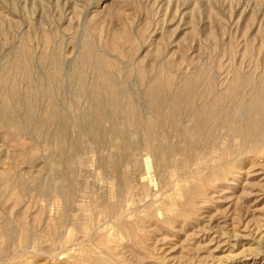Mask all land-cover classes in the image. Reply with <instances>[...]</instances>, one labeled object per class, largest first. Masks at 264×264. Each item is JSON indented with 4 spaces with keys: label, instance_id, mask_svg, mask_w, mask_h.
I'll return each instance as SVG.
<instances>
[{
    "label": "rangeland",
    "instance_id": "1",
    "mask_svg": "<svg viewBox=\"0 0 264 264\" xmlns=\"http://www.w3.org/2000/svg\"><path fill=\"white\" fill-rule=\"evenodd\" d=\"M0 264H264V0H0Z\"/></svg>",
    "mask_w": 264,
    "mask_h": 264
},
{
    "label": "bare ground",
    "instance_id": "2",
    "mask_svg": "<svg viewBox=\"0 0 264 264\" xmlns=\"http://www.w3.org/2000/svg\"><path fill=\"white\" fill-rule=\"evenodd\" d=\"M22 63V62H21ZM21 66V65H20ZM26 66V65H25ZM21 68H22V66H21ZM7 103V102H6ZM8 104V103H7Z\"/></svg>",
    "mask_w": 264,
    "mask_h": 264
}]
</instances>
